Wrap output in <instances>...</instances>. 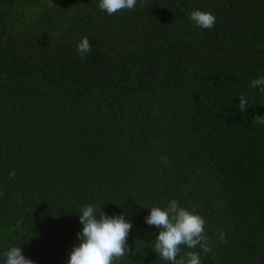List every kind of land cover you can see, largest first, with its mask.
<instances>
[{"label": "trees", "instance_id": "16d2710c", "mask_svg": "<svg viewBox=\"0 0 264 264\" xmlns=\"http://www.w3.org/2000/svg\"><path fill=\"white\" fill-rule=\"evenodd\" d=\"M98 5L0 0V264L13 246L67 264L86 205L132 224L115 264H170L145 218L173 199L203 217L212 247L181 255L264 264V92L250 84L264 76V0Z\"/></svg>", "mask_w": 264, "mask_h": 264}, {"label": "clouds", "instance_id": "9594fccd", "mask_svg": "<svg viewBox=\"0 0 264 264\" xmlns=\"http://www.w3.org/2000/svg\"><path fill=\"white\" fill-rule=\"evenodd\" d=\"M136 5L137 0H99L98 7L108 15H113L125 9L135 10ZM189 18L203 29H212L216 20L214 14L201 10L192 11ZM77 51L82 59L91 51L87 37L81 38ZM250 84L264 92V76L253 79ZM239 100L238 108L243 112L248 107V101L243 94L239 95ZM253 121L264 124V117L256 116ZM162 161L167 162V157H162ZM9 175L14 178L15 172ZM149 209L150 214L145 222L160 229L152 249L161 259L170 264H201L199 252L186 251L181 255V246L188 249L199 246L204 253L212 252L210 237L205 233V220L201 215L185 209L174 199L166 207L152 206ZM80 213L79 220L83 225L82 231L77 233L80 243L72 248L67 264H115L127 255V239L132 224L123 214L109 216L93 205L84 206ZM219 239L226 243V233L219 232ZM3 255L4 264H34V261L25 258L20 246L9 248Z\"/></svg>", "mask_w": 264, "mask_h": 264}]
</instances>
